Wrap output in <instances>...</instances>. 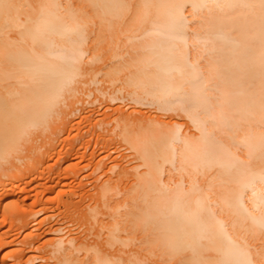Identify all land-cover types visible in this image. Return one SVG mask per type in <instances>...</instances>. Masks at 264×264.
I'll return each mask as SVG.
<instances>
[{
    "label": "bare ground",
    "instance_id": "6f19581e",
    "mask_svg": "<svg viewBox=\"0 0 264 264\" xmlns=\"http://www.w3.org/2000/svg\"><path fill=\"white\" fill-rule=\"evenodd\" d=\"M98 75L139 106L180 110L194 130L118 116L144 169L122 204L99 187L105 243L140 236L155 264H264V0H0V180L22 171L27 137L51 127L72 84ZM50 243L53 264H145L104 243Z\"/></svg>",
    "mask_w": 264,
    "mask_h": 264
},
{
    "label": "rangeland",
    "instance_id": "374dc122",
    "mask_svg": "<svg viewBox=\"0 0 264 264\" xmlns=\"http://www.w3.org/2000/svg\"><path fill=\"white\" fill-rule=\"evenodd\" d=\"M122 35L120 36L121 40L123 38L125 40ZM124 36L127 35L124 34ZM125 43L130 45L132 42L127 43L126 41ZM129 51L132 53L131 50ZM123 57L127 58L128 53ZM119 59L117 58L116 61ZM98 63L100 64V61ZM101 63H103L102 60ZM84 78H79L71 86L77 95L74 94V98L62 101L65 104H59L55 108L57 112L63 108L62 110H66V114L62 110L58 114L55 111L56 115L51 120L52 123L49 124L52 128L34 131L33 138H31L33 133L27 137L28 142L35 144L27 142L30 147L26 145L27 143L25 148L22 147L20 152L22 159L16 162V166L19 168L20 165L22 167L28 163L33 166L27 165L28 169L25 167L26 170L23 169V166L22 171L20 168L19 171L6 172V177H10L13 173L16 176L20 175V180H15L11 176L9 179L6 178L3 184L1 180L5 179V176L1 177L0 182L3 185L0 184V264H24L25 261V264H53L56 258L51 254L50 244H53L50 242L55 238H62L64 241L72 239L73 243L81 241L85 246L93 242L96 246L99 244L100 249V245L104 243L105 245L102 244L103 247L105 246L102 247L103 250L106 248L108 252L111 251L110 253H116V255L119 253L117 256L122 257L123 255V258L126 259L128 257L132 259L146 257L141 261L145 264L149 262V264H155L152 263L153 260L157 261V257L149 256L142 250L140 236L125 245L115 244L118 245V248L115 245L109 246L104 241L107 233L104 232L108 229L106 221L110 217V212L104 205L108 192L105 193L102 190L101 193L99 187L102 185V189L105 186L111 187L113 190L116 189L114 192L117 194L112 193L113 190L110 189L108 195L112 196H107V198L111 197L107 202L115 200V204H122L128 198L127 190L130 191L134 182L135 171L139 172L144 169L138 167L136 170L135 167L139 164V160L136 159L137 157L134 151L129 148L130 146L118 136L122 124L118 116L124 115L127 120L133 124L136 123L137 126H141L143 122L146 125V122L150 120H160L163 126L176 122L180 130L182 127V132L192 133L194 130L180 110L173 109L175 111L169 110L171 112L168 113V111H157L155 106H139L131 102L127 94L130 89L120 88L121 92L118 93L119 85L103 81L100 75L96 77L95 82H88L89 76ZM98 79L102 81L99 82ZM116 88L118 89L116 90ZM77 98L79 99L77 100ZM70 101L74 103L72 104ZM146 118L147 120H145ZM140 119L141 122L143 119L145 121L140 123ZM131 122L130 124H132ZM117 125H119L118 129ZM136 125L131 128L137 129ZM50 129L54 133H51ZM26 148L28 149L25 150ZM18 164L20 165L18 166ZM30 167L32 168L29 169ZM126 170L127 172H125ZM119 171H124V173ZM172 175L173 179L179 178L177 173ZM114 182L116 184H113ZM92 207L99 209L97 210V219L94 220L88 216L84 217ZM81 213L82 215H80ZM84 218L86 222L83 220ZM81 221L82 223H80ZM85 223L88 226L85 227ZM104 226L107 229H104ZM121 234L125 236L126 233L122 232ZM119 246H124L125 249L119 248ZM131 251L134 252L131 253ZM78 254V256L81 255Z\"/></svg>",
    "mask_w": 264,
    "mask_h": 264
}]
</instances>
